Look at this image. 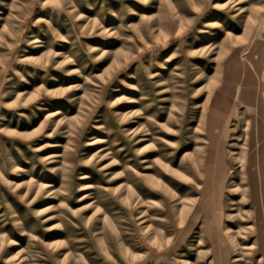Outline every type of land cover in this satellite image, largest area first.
I'll return each instance as SVG.
<instances>
[{"label":"rangeland","instance_id":"374dc122","mask_svg":"<svg viewBox=\"0 0 264 264\" xmlns=\"http://www.w3.org/2000/svg\"><path fill=\"white\" fill-rule=\"evenodd\" d=\"M0 264H264V0H0Z\"/></svg>","mask_w":264,"mask_h":264}]
</instances>
